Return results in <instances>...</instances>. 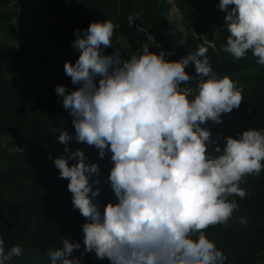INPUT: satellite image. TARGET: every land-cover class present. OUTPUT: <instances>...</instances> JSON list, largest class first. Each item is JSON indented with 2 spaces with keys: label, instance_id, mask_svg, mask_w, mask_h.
Returning a JSON list of instances; mask_svg holds the SVG:
<instances>
[{
  "label": "clouds",
  "instance_id": "clouds-1",
  "mask_svg": "<svg viewBox=\"0 0 264 264\" xmlns=\"http://www.w3.org/2000/svg\"><path fill=\"white\" fill-rule=\"evenodd\" d=\"M218 7L226 12L230 33L223 51L236 60L251 51L264 65V0H220ZM134 18L128 16L130 26ZM115 27L107 20L90 23L83 36L76 31L72 46L80 55L74 65L65 62L64 71L79 87L55 88L73 117L75 140L97 148L100 158L110 151L114 162L108 181L118 203H108L101 214L93 203L99 189L93 191L89 182L98 165L85 164L80 150L53 161L60 178L69 181L73 208L88 221L82 225L85 252L111 264H225L226 255L207 230L226 227L239 211L235 197L250 195L241 184L264 170V130L228 137L223 153L210 157L211 133L200 125L219 124L221 114L238 109L242 89L228 76L217 77L204 45L179 61L151 52L147 43L126 59L118 48L103 55L102 47L113 46ZM190 62L199 77L191 100L192 90L181 88L194 79L185 71ZM72 139L67 131L58 137L65 146ZM215 152H221L219 145ZM76 157L79 162L69 166L68 159ZM80 247L64 238L47 257L50 264H81L72 255ZM22 254L19 245L6 250L0 237V264Z\"/></svg>",
  "mask_w": 264,
  "mask_h": 264
},
{
  "label": "trees",
  "instance_id": "trees-1",
  "mask_svg": "<svg viewBox=\"0 0 264 264\" xmlns=\"http://www.w3.org/2000/svg\"><path fill=\"white\" fill-rule=\"evenodd\" d=\"M219 2L0 0V237L6 250L15 245L23 248V254L7 264H50L47 251L61 247L64 238L80 243L72 255L81 264H111L107 258L98 259L94 251L85 252L82 225L88 221L73 208L69 181L60 178L53 163L82 151L85 164L99 167L89 181L93 191L99 189L93 203L101 214L108 203H118L108 181L114 166L111 152L100 158L97 148L75 140L73 117L55 92L57 85L68 92L79 87L65 74L64 65L78 60L80 52L72 46L75 33L79 30L83 36L90 23L110 20L116 25L113 46L102 47L103 55H112L118 48L126 59L141 53L145 43L150 51L151 43H160L166 60L179 61L195 53L199 45L208 48L217 77H230L243 96L238 109L221 114V123L209 120L200 125L211 133L210 157L223 153L226 138H238L249 128L264 130V65L256 62L251 51L239 60L223 51L230 33ZM17 4L31 5L32 13L17 16ZM174 10L176 17L171 19ZM130 15L135 17L131 26ZM146 33L152 40L146 39ZM185 71L194 77L186 85L192 90L191 100L197 94L199 77L192 62ZM100 78H95L97 85ZM61 131L73 136L67 146L58 140ZM216 145L220 153L215 152ZM78 162V157L68 159L69 166ZM245 179L241 187L250 195L243 200L235 197L239 211L226 227L207 230L209 239L226 255L225 264H264V170ZM241 217L245 224L239 222Z\"/></svg>",
  "mask_w": 264,
  "mask_h": 264
},
{
  "label": "rangeland",
  "instance_id": "rangeland-1",
  "mask_svg": "<svg viewBox=\"0 0 264 264\" xmlns=\"http://www.w3.org/2000/svg\"><path fill=\"white\" fill-rule=\"evenodd\" d=\"M15 9H16V12H17V16H29L31 13H32V6L31 5H29V4H27V5H24V4H17L16 6H15ZM175 12L174 11H172L171 13H170V17L169 18H171V19H173V18H175L176 16H174L173 14H174Z\"/></svg>",
  "mask_w": 264,
  "mask_h": 264
},
{
  "label": "built area",
  "instance_id": "built-area-1",
  "mask_svg": "<svg viewBox=\"0 0 264 264\" xmlns=\"http://www.w3.org/2000/svg\"><path fill=\"white\" fill-rule=\"evenodd\" d=\"M174 16H176V14H173ZM150 34L149 33H146V39L147 40H152V39H149ZM151 46H152V50L151 51H156L157 54H159L161 51H163V46L160 44V43H151ZM183 87H187L185 84H181V88ZM188 88V87H187Z\"/></svg>",
  "mask_w": 264,
  "mask_h": 264
},
{
  "label": "crops",
  "instance_id": "crops-1",
  "mask_svg": "<svg viewBox=\"0 0 264 264\" xmlns=\"http://www.w3.org/2000/svg\"><path fill=\"white\" fill-rule=\"evenodd\" d=\"M75 1H78V0H75ZM174 12H175V10H174ZM174 14H176V12H175ZM177 16H178V15H177Z\"/></svg>",
  "mask_w": 264,
  "mask_h": 264
}]
</instances>
